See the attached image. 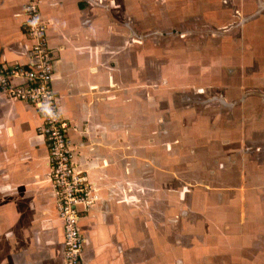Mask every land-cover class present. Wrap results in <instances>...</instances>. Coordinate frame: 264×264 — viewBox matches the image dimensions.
Returning <instances> with one entry per match:
<instances>
[{"label":"crops","instance_id":"crops-1","mask_svg":"<svg viewBox=\"0 0 264 264\" xmlns=\"http://www.w3.org/2000/svg\"><path fill=\"white\" fill-rule=\"evenodd\" d=\"M37 1L53 60L52 87L75 163L92 185V204L79 208L80 264H214L220 231L238 227L240 212L247 214L243 243L251 244L238 260L264 264V239L254 248L247 233L263 228L264 190L243 199L245 186L263 185L264 153L260 167L243 165L246 174L238 157L228 162L240 144L218 141L236 129L260 138L264 150V72L260 96L245 93L256 56L264 57V25L248 29L242 59L224 58L215 39V27L247 19L264 0ZM26 2L0 0V66L33 63ZM238 75L239 86L233 82ZM222 84L223 103L232 109L238 100L245 103V124L231 131L210 123L202 108L216 98L202 97L203 90ZM191 91L202 99L200 108L184 106ZM41 125L32 105L0 92V264H64ZM230 236L223 237L225 246L237 241Z\"/></svg>","mask_w":264,"mask_h":264},{"label":"built area","instance_id":"built-area-1","mask_svg":"<svg viewBox=\"0 0 264 264\" xmlns=\"http://www.w3.org/2000/svg\"><path fill=\"white\" fill-rule=\"evenodd\" d=\"M23 12L33 63L29 67L15 64L0 66V92L8 98L32 105L42 119L39 131L45 139L48 176L63 225L64 264H80L84 237L79 227V208L92 204V185L75 163V149L68 135L69 124L62 117L59 100L52 87L53 60L38 1L27 0Z\"/></svg>","mask_w":264,"mask_h":264},{"label":"rangeland","instance_id":"rangeland-1","mask_svg":"<svg viewBox=\"0 0 264 264\" xmlns=\"http://www.w3.org/2000/svg\"><path fill=\"white\" fill-rule=\"evenodd\" d=\"M247 19L244 20H228L227 22H222L223 25H221V27L218 28L215 27V32H216V36L215 39L218 41V44H221V53L222 56H224V58H226L225 56H230V58L234 59V58H238V59H242L244 57V49H243V44L247 42V31L250 27H254V26H258L260 27L262 24L264 25V7L257 5L253 11V13L251 15L246 16ZM214 27H209L205 28L204 30L205 32H208V30H213ZM175 31V30H174ZM208 37H205V41ZM210 39V38H208ZM243 43V44H242ZM212 40H210L206 46L212 45ZM236 47V49H235ZM253 55H257L254 54ZM258 62H256L257 60H254V66H256V70H253V72H251L250 70L247 71V73L252 75V80H250L248 75L247 77L249 78L250 82L247 83V92L252 91L253 93H255V95L257 94L258 96H260V94L263 92L262 91V72H264V67L262 64V61L264 60V57L257 55L256 56ZM264 63V62H263ZM258 64V65H257ZM227 67V66H226ZM229 70V69H228ZM227 70V71H228ZM235 72L238 70V73L241 72L240 68L237 69H233ZM250 71V72H249ZM246 70L242 69V76L245 77ZM239 75L237 77V79H234L233 82H237L238 86L240 84V79ZM244 81L246 82V80L244 79ZM252 81V82H251ZM227 82V81H225ZM243 85V84H242ZM225 88H227L226 86L223 87V84L220 86L219 89H211L208 86L203 90V94L204 98H208V97H214L216 96V98L212 99L210 102H207V104H204V106H202V108H204L207 111V114L210 115V123H214L216 126H220V128H224V129H228L229 131H231V128L236 127L237 125H244L245 123L243 122V117H242V109L245 103H242V101H237V104L235 105L234 109L230 108V106H227L228 103H223V95L225 93ZM264 89V87H263ZM250 90V91H249ZM193 91H191L189 93V96H192L190 98V100H188L187 102L183 101L184 106H190L193 108H200V103L198 101L202 102V99H200V97L196 96L195 94H192ZM219 93H222L221 95H219ZM179 96V95H178ZM226 100V99H225ZM226 102H230L227 101ZM234 102V100H233ZM236 102V101H235ZM242 104V105H241ZM183 105V104H182ZM226 105V106H225ZM230 105V104H229ZM201 108V109H202ZM236 108L240 109V112L236 110ZM216 122V123H215ZM237 125H236V124ZM222 130V129H221ZM227 135V136H226ZM257 138V137H255ZM260 138L254 139L253 137H243L242 134L239 131H236V129H234L231 132L228 133H224L221 134V136L219 137L218 141L223 142V143H227V141H230L231 143H239L240 145H233L237 151L233 152L232 154H230V158L228 159V162L234 160V157H238V167H240L242 169V172H246L249 171V168H246L247 171H243V165L250 166L251 164L256 166L261 164V154L264 153V150L262 149L261 146V141L259 140ZM222 143V144H223ZM179 153V151L174 150L173 155H177ZM221 154H223V152L221 151ZM264 155V154H263ZM175 157V156H174ZM247 158V159H245ZM233 162V161H232ZM205 169V172H212V170H208L207 166H202ZM187 170V169H186ZM178 172H176L177 174L175 175V178H177V182L181 183L184 181H182V178L184 177L183 171H181L180 168H178L177 170ZM193 170H189V174L191 175ZM197 170H195L196 172ZM256 171V170H255ZM263 177V170L261 169L259 171ZM186 175V174H185ZM181 176V178H180ZM195 177V175H193ZM188 177V176H187ZM244 179V178H243ZM257 180V178H254L253 180ZM188 183L191 184H198V183H202V182H198V180H190L188 179ZM260 181V180H259ZM176 182H174L175 184ZM211 183V182H210ZM217 183V182H216ZM222 183V182H221ZM264 185V182H262ZM238 185V184H237ZM240 185V184H239ZM261 188H257V189H250L249 185L245 186L243 189L245 191L243 199L252 201L253 199V194H255L256 192L262 191L264 190L263 185L260 183L259 184ZM231 196L234 195V193L230 194ZM242 197V194H241ZM240 197V198H241ZM218 205V204H216ZM211 206V205H210ZM239 214V215H238ZM237 214V218L235 219L237 221L236 225L238 227H234V229H232V227L227 230L221 229L220 233L222 234V238L220 239V244L218 242V240L216 241V243L218 244V247L220 249V254L218 256V262L219 259H221V262L223 263L224 261H229L230 257H233V261H231V264H236V263H240L238 259H240L241 257H243L245 254L249 255L248 250L245 249V247L243 245H249L251 244H244L243 240H242V236H243V231L245 230V228L243 229V227H245L247 220L245 221V218L247 216L246 213H238ZM207 220V219H206ZM229 226V224H226V222H224V227ZM261 226V224H260ZM259 226V228H250L248 229L247 233L248 236H250L253 240V242H255V247L256 248L259 245V239H264V223H263V228H261ZM223 226H221V228H224ZM229 233V234H228ZM231 236L235 235L237 236V241L230 246H225L226 244L224 243V239L223 237H228V235ZM230 236V237H231ZM234 236V237H235ZM213 247L215 248L216 246L214 245H210V249ZM263 247H264V242H263ZM209 249V250H210ZM209 262H212V260H210ZM215 262L214 264L218 263ZM258 262L259 261H255ZM254 262V263H255ZM221 263V264H222ZM241 264V263H240Z\"/></svg>","mask_w":264,"mask_h":264}]
</instances>
